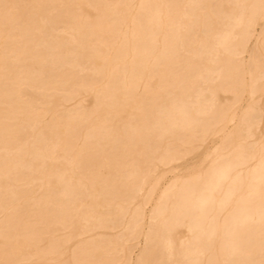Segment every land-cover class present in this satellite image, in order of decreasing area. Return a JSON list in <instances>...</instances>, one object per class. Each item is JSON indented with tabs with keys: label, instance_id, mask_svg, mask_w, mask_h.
Segmentation results:
<instances>
[{
	"label": "bare ground",
	"instance_id": "bare-ground-1",
	"mask_svg": "<svg viewBox=\"0 0 264 264\" xmlns=\"http://www.w3.org/2000/svg\"><path fill=\"white\" fill-rule=\"evenodd\" d=\"M0 264H264V0H0Z\"/></svg>",
	"mask_w": 264,
	"mask_h": 264
},
{
	"label": "rangeland",
	"instance_id": "rangeland-1",
	"mask_svg": "<svg viewBox=\"0 0 264 264\" xmlns=\"http://www.w3.org/2000/svg\"><path fill=\"white\" fill-rule=\"evenodd\" d=\"M259 29H260V28H259L258 25H255V26L253 27V29H252V35H251V37L248 39L247 46H250V45L252 44L254 37H255V36L258 34V32H259ZM241 57H242L243 62H245L246 59H247V53L244 52V53L241 55ZM248 101H249L248 96H247L246 94H243V95L241 96V98H240V104L244 105V104L247 103ZM249 102H250V101H249ZM180 150H181V148H180ZM148 204H149V203H148ZM148 204L145 206V209H144V213H145V215L147 214V212H148V210H149V208H150V204H149V205H148ZM134 241H136V243L138 242V245H137V246L133 249V251H132V254H131V255H132L133 258H134V256H135V254L137 253L139 246H140L141 243H142L141 237L135 239Z\"/></svg>",
	"mask_w": 264,
	"mask_h": 264
}]
</instances>
